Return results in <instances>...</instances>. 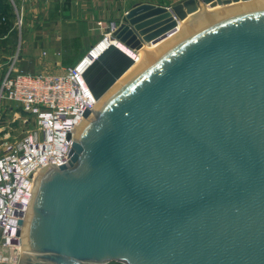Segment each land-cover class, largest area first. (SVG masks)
<instances>
[{"label": "water", "instance_id": "water-1", "mask_svg": "<svg viewBox=\"0 0 264 264\" xmlns=\"http://www.w3.org/2000/svg\"><path fill=\"white\" fill-rule=\"evenodd\" d=\"M112 37L84 72L95 116L19 219L20 264H264V0L137 2Z\"/></svg>", "mask_w": 264, "mask_h": 264}, {"label": "built area", "instance_id": "built-area-1", "mask_svg": "<svg viewBox=\"0 0 264 264\" xmlns=\"http://www.w3.org/2000/svg\"><path fill=\"white\" fill-rule=\"evenodd\" d=\"M118 25L111 21L104 37L112 36ZM86 56L60 72L23 71L15 57L2 74L0 103H18L33 127L21 137L6 140L0 149V264L19 263V219L30 206L36 179L46 166L69 161L74 131L85 113L94 111L97 99L84 77L89 65ZM133 56L137 61L138 52Z\"/></svg>", "mask_w": 264, "mask_h": 264}, {"label": "rangeland", "instance_id": "rangeland-1", "mask_svg": "<svg viewBox=\"0 0 264 264\" xmlns=\"http://www.w3.org/2000/svg\"><path fill=\"white\" fill-rule=\"evenodd\" d=\"M180 1L182 0H125L124 5L152 2L171 6ZM10 13L11 26L0 24V54L16 55L21 52L34 57L46 51L56 49V52L60 49L67 56L80 53L85 56L104 37L107 30L94 20L83 18L81 11L77 16L78 11L72 10L71 3L67 0H18L15 5L12 4ZM20 20L22 24L19 23ZM120 21L117 20L118 23ZM5 31L8 32L7 35ZM1 77L2 74L0 80ZM32 127V120L24 114L18 103L10 100L0 103V149L6 140L21 137ZM107 264L124 263L109 261Z\"/></svg>", "mask_w": 264, "mask_h": 264}, {"label": "crops", "instance_id": "crops-1", "mask_svg": "<svg viewBox=\"0 0 264 264\" xmlns=\"http://www.w3.org/2000/svg\"><path fill=\"white\" fill-rule=\"evenodd\" d=\"M17 1L18 0H0V24L4 23L5 25L11 26L12 21L9 20L11 15L10 12L12 4L15 5ZM124 1L125 0H68V2L71 3L72 10L78 11L77 16L81 11L83 18L94 20L98 24L99 21H101V26L103 28H107V25L113 20H122L126 11L133 6H125ZM7 33L5 31V35H7ZM55 50L46 51V53L34 57L21 52L16 55L2 53L0 54V74L5 73L15 57L16 66L20 70H44L49 72L63 71L65 68L77 64L84 57L82 53L67 56L63 54L60 49H58L60 52H55ZM89 58L88 55V59Z\"/></svg>", "mask_w": 264, "mask_h": 264}, {"label": "bare ground", "instance_id": "bare-ground-1", "mask_svg": "<svg viewBox=\"0 0 264 264\" xmlns=\"http://www.w3.org/2000/svg\"><path fill=\"white\" fill-rule=\"evenodd\" d=\"M236 3H242V1L240 2H236ZM226 7V5H217L215 7L209 8L207 6H201V8L199 9V11L197 13L194 14H189V16L184 19V20H180L179 21V26L178 29L181 30L183 29L187 24L189 23H193L195 21V18L197 15L200 16H205L211 13H214L215 11H220L222 9H224ZM173 35V34H172ZM170 37V36H169ZM169 38H165L157 43H151V44H145L141 49L138 50V59L136 64H134L132 66V68L129 70L131 71L132 69H134L136 66H138L139 64H141L144 59L146 58V55L148 52L151 51H155L162 43H164L165 41H167ZM115 38H113L112 36H106L103 37L97 44H95L91 49V53H87L86 55V59L87 61L90 63L92 62V60L97 57L100 52L106 48L111 42H114ZM90 49V50H91ZM88 55H89V59H88ZM128 73V72H127ZM99 106V101L97 100V103L95 105V107ZM93 117V113H91L89 116H85L82 121L79 123V125L76 127L75 131H74V136L78 137V134L80 132L81 127L86 123V121H90L91 118ZM32 204V203H31ZM31 204L28 208V210L26 211L25 216L27 217L29 215L30 212V208H31ZM23 238V237H22ZM23 244H24V239H22V251H23ZM22 254V253H21Z\"/></svg>", "mask_w": 264, "mask_h": 264}, {"label": "trees", "instance_id": "trees-1", "mask_svg": "<svg viewBox=\"0 0 264 264\" xmlns=\"http://www.w3.org/2000/svg\"><path fill=\"white\" fill-rule=\"evenodd\" d=\"M67 2H68V0H67ZM69 3V2H68Z\"/></svg>", "mask_w": 264, "mask_h": 264}]
</instances>
